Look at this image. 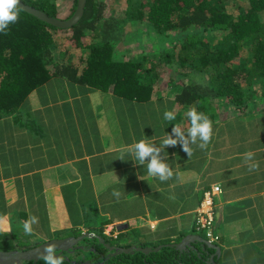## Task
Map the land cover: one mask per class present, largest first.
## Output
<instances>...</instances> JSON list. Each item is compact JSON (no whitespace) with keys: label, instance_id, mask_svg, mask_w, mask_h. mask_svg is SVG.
Returning a JSON list of instances; mask_svg holds the SVG:
<instances>
[{"label":"crops","instance_id":"1","mask_svg":"<svg viewBox=\"0 0 264 264\" xmlns=\"http://www.w3.org/2000/svg\"><path fill=\"white\" fill-rule=\"evenodd\" d=\"M68 54L67 61L85 55ZM173 90L164 87L138 100L115 94L113 87L54 76L15 112L0 113V227L9 234L0 249L81 235L103 243L118 236L112 247L124 255H165L168 249L180 263L193 264L202 239L210 243L196 229V213L204 192L219 185L220 249L210 256L217 264H264V100L243 115H226L236 113L227 103L218 107L208 116L210 142L203 150L190 144V157L179 144L163 148L173 176L162 182L148 175L146 164L138 165L129 147L141 139L159 147L174 126L187 133L188 110ZM165 110L175 119L166 121ZM246 152L258 169L249 171ZM30 216L38 222L28 235L22 224Z\"/></svg>","mask_w":264,"mask_h":264},{"label":"trees","instance_id":"2","mask_svg":"<svg viewBox=\"0 0 264 264\" xmlns=\"http://www.w3.org/2000/svg\"><path fill=\"white\" fill-rule=\"evenodd\" d=\"M22 1L61 19L71 18L78 3L73 0L67 16L62 17L59 6L65 0ZM230 1L125 0L127 7L116 12L107 0H87L80 21L65 29L20 10L7 34L0 32V113L15 112L54 76L102 90L113 87L115 94L138 100H149L155 91L173 86L178 93L175 101L186 110L194 107L209 116L227 103L236 109V113H226L228 116L252 113L258 100H264V0H247V7L237 8ZM107 12L112 13L108 19ZM104 21L110 23L104 30L112 37L127 23H145L161 43H173V49L148 60L145 56H113L117 47L107 36L102 38L103 45L97 44L100 39L93 45L86 43V33L98 34ZM218 31L225 32V37L212 45L210 35ZM55 32L71 34V42L77 48H89L91 55H80V60L70 59L62 65L54 63V49L60 47ZM88 256L95 264L100 261L99 255ZM159 256L166 264L180 263L168 249ZM114 261L111 258L109 264Z\"/></svg>","mask_w":264,"mask_h":264},{"label":"clouds","instance_id":"3","mask_svg":"<svg viewBox=\"0 0 264 264\" xmlns=\"http://www.w3.org/2000/svg\"><path fill=\"white\" fill-rule=\"evenodd\" d=\"M20 0H0V32L7 34L9 24L18 20L19 11L22 10ZM190 121V127L187 133L181 131L179 126H174L172 132L166 133L161 137V145L157 147L155 144L149 143L145 139L133 143L129 147V152L134 156L138 165L147 166L148 175L158 178L160 181H167L173 176V172L169 165L165 162V158L161 156L163 148L175 147L177 144L182 146V149L187 153L188 157L192 155L190 144H196L200 149H205L211 140L212 136V121L204 113H198L196 109L190 108L187 113ZM164 119L172 121L175 119L174 111L165 110ZM175 137V138H173ZM199 141V143H197ZM245 163L249 165V171L258 169L259 165L253 160V153H244ZM122 160V158H121ZM117 198L119 192H114ZM3 217H0V222ZM38 222V218L30 216L23 221V229L25 234L30 235L33 231L32 225ZM57 246L49 244L40 252V258L45 261V264H63V258L56 255Z\"/></svg>","mask_w":264,"mask_h":264},{"label":"rangeland","instance_id":"4","mask_svg":"<svg viewBox=\"0 0 264 264\" xmlns=\"http://www.w3.org/2000/svg\"><path fill=\"white\" fill-rule=\"evenodd\" d=\"M66 4L63 6L62 4L59 6L60 8V15L62 17L67 16V10L73 5V0H65ZM107 2H110V8L112 10H115L116 12L118 10L125 9L127 6L125 4V0H107ZM231 5H234L235 8H237L238 5H241L242 7H247L248 1L247 0H231ZM234 10V9H233ZM107 19L112 16V13L109 12L106 13ZM264 18V14L262 15ZM115 24V23H111ZM110 25V23H106L105 21L99 25L98 27V34H93L91 31H88L87 38L90 39L86 41L87 44L93 45L94 43H97V39L102 40L100 45L105 44L102 43L104 40L103 37L107 36L109 37V41L113 44V46L117 47L114 50L113 56H130V57H147L148 58H157L162 50H172L173 49V43L171 42H160V39L158 37V34L155 32V30L150 26H146L145 23H142L141 25L134 24L132 22L125 24L123 26V29L120 31V28H117L119 31V34H115L116 37H112L113 35L105 33L106 29ZM67 32H55V38L58 44L60 45L59 48H55V56H54V63H57L58 65H62L63 63L67 62L68 56L66 50H69L71 54H85V58L87 56H90L91 51L89 48L87 49H81L77 48L70 40L69 35ZM93 35V37H92ZM68 36V37H67ZM95 36V37H94ZM225 37V32L218 31L210 35V43L212 45L216 44L217 42L223 40ZM69 53V54H70ZM72 60L78 61L79 56H69ZM148 65V64H147ZM223 106L220 105V107ZM6 229L3 227H0V239L8 238L7 235L4 233ZM203 233V232H202ZM11 234V233H10ZM25 237V236H21ZM29 238H26L25 240H28ZM7 240V239H6Z\"/></svg>","mask_w":264,"mask_h":264},{"label":"water","instance_id":"5","mask_svg":"<svg viewBox=\"0 0 264 264\" xmlns=\"http://www.w3.org/2000/svg\"><path fill=\"white\" fill-rule=\"evenodd\" d=\"M87 0H78L77 3V9L74 13V15L69 19H61L57 17L50 16L43 10H40L34 6H31L22 0H20V5L22 7V10L36 16L37 18L43 20L46 23H49L53 26H56L58 28H72L74 25H76L80 19L83 17L85 12V6H86ZM85 236H76V237H68V238H59L54 239L49 242L42 243L36 247H33L29 250L24 251H10V250H0V264H20V260L26 261V262H32L33 264H36L40 259V252L43 250L44 247H46L49 244H55L57 246V252L59 254H56L58 256L64 255V253L68 256L67 262H70L71 264H84V261L86 259V254L93 253L96 255H100V252L95 248H88L84 245H78L79 242L81 243L83 240H85ZM203 243V250L200 251V254L196 256L197 260H202L205 264H216L215 263V256H210V250L213 249L215 251L219 250V246L215 244L208 243L207 240L202 239ZM106 248H110L111 250H116V247H112L108 244H104ZM160 251V248L157 249ZM142 251H144L142 249ZM155 250H151V252ZM205 256H209V258L212 260H207ZM67 257V256H66ZM70 257V258H69ZM211 261V263H209ZM181 262L180 264H182ZM185 264V263H183ZM202 264V263H199Z\"/></svg>","mask_w":264,"mask_h":264},{"label":"flooded vegetation","instance_id":"6","mask_svg":"<svg viewBox=\"0 0 264 264\" xmlns=\"http://www.w3.org/2000/svg\"><path fill=\"white\" fill-rule=\"evenodd\" d=\"M117 238L118 236H113L108 239L105 237V239H103L104 241L103 243H101L100 238H95L94 239L95 242H89L85 238V240H83L81 243L79 242L78 245L80 246L82 244L84 246H87L88 248H94V249L96 248L100 252V255H99L100 261H98V264H109V261L111 258H113V260L115 258V261L112 264H166V259L160 257L159 256L160 254H154V255L148 254L144 256L139 253L137 254L135 252L134 253L130 252L124 255L118 249H116V251L110 250L104 246V244L114 246L115 245L114 241ZM211 244H215V243H211ZM36 246H33V247H36ZM33 247L26 248V247L15 245V244H12V245L7 244L6 246H4V248H1L0 250L24 251V250H29ZM115 247L118 248L117 244ZM162 253H165V252H162ZM56 254H59V252H57ZM63 256L67 259L69 255H66L65 253L64 255H61V257L63 258V264H68L66 259ZM19 262L20 264H33L32 262L29 263V262L22 261V260H20ZM95 263L96 262L92 261L91 258H89L88 254H86V259L84 261V264H95ZM209 263H211V261ZM215 263L217 264V262ZM36 264H45V261L43 259H40ZM193 264H199V261L195 259Z\"/></svg>","mask_w":264,"mask_h":264},{"label":"built area","instance_id":"7","mask_svg":"<svg viewBox=\"0 0 264 264\" xmlns=\"http://www.w3.org/2000/svg\"><path fill=\"white\" fill-rule=\"evenodd\" d=\"M220 193L221 188L219 185L206 190L196 213V229L203 232L210 243H215L219 240V235L215 232V219L216 196ZM108 232L112 233L111 229Z\"/></svg>","mask_w":264,"mask_h":264}]
</instances>
